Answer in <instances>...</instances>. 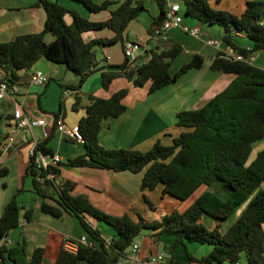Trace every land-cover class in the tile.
I'll list each match as a JSON object with an SVG mask.
<instances>
[{"label":"trees","instance_id":"trees-1","mask_svg":"<svg viewBox=\"0 0 264 264\" xmlns=\"http://www.w3.org/2000/svg\"><path fill=\"white\" fill-rule=\"evenodd\" d=\"M72 1L92 13L107 10L113 3L111 0ZM174 1L179 2L184 16L202 26L221 28L222 41L235 51L241 54L247 52L236 42L239 34L250 40L251 52L264 50V0H247L239 15L214 9L208 0ZM39 3L44 13L41 29L0 42V79L6 80L8 85L16 84L18 72L27 71L41 57L63 64L78 77L76 86L59 85L62 90L76 89L92 72L99 71V84L103 90L115 78L123 76L134 87L148 84V91L153 92L176 82L188 70L199 69L203 65V56L194 53L188 62L171 72V62L183 51L179 43L172 42L164 48L150 49L151 58L143 64L129 66L124 57L119 64L92 66L83 70L86 55L90 64L94 45L119 42L123 50L129 22L142 12L148 13L143 1L123 0L99 21L88 20L55 1L39 0ZM156 3L159 14L153 17L148 13L151 27L162 21L167 0H156ZM65 14L70 17L69 23L63 19ZM101 29L112 31L113 36L88 41L81 38L83 32ZM46 33L53 37L49 42L43 39ZM210 68L233 74L234 78L200 108L181 110L176 114L175 125L182 131L172 138L171 144L164 145L156 140L146 151L103 148L97 141L101 121L124 111L123 99L128 93L127 88L118 89L108 97L73 93L71 108L83 111L76 123L82 138L81 154L45 169H37L33 157L29 155L22 178H29L30 191L40 197L41 213L55 218L62 213L74 217L92 245H79L74 253H69L61 248L62 240H56L58 235L49 231L44 245L34 247L28 258L24 243L15 242L10 246L0 243V264H120L131 242L143 229L151 230V235L157 240L161 235L172 236L174 247L182 245L185 250L186 243L211 246L210 251L200 258L186 251L188 262L171 258L167 264H238L241 254L248 264H264V189L260 187L264 180V149L248 161L253 144L264 137V69L253 63L224 59L217 54ZM60 112L59 107L51 113L52 123ZM45 139L37 143L36 150L52 154L44 145ZM61 164L115 172H143L140 181L142 192L152 191L161 185L162 195L174 198L177 203L184 202L202 187L203 190L184 209H173L160 218L147 221L139 215L135 218L127 213L112 215L94 207L85 196L72 195L73 182L58 179V166ZM5 172V169H0V175ZM47 173L51 175V180L44 179ZM22 191L21 187L18 188L2 207L0 238L17 225L18 205L15 198ZM143 199L153 208L145 193ZM238 208H241L239 214L222 231V221L231 219ZM203 215L216 219L213 228H207L201 222ZM86 217L105 223L114 233L108 239L101 237L100 231ZM24 219H30V209L25 210Z\"/></svg>","mask_w":264,"mask_h":264},{"label":"crops","instance_id":"crops-1","mask_svg":"<svg viewBox=\"0 0 264 264\" xmlns=\"http://www.w3.org/2000/svg\"><path fill=\"white\" fill-rule=\"evenodd\" d=\"M50 1H55L67 9H73L88 20L99 21L105 19L108 16V10L116 8L123 0H111L113 3L108 6L107 10L96 13L88 12L80 3L72 0ZM93 1L100 2L101 0ZM142 1L151 16L156 17L159 14L156 0ZM173 1L167 0V3ZM229 1L232 0H220L219 2L215 0L217 4L225 2L227 6L225 8L227 9L230 8L228 7ZM246 1L238 0L236 6L238 14L243 11ZM148 13H146L147 18L143 17L137 23L131 22L137 20L141 14L129 22L125 31V40L146 42L149 49L164 48L172 42H177L183 47V53L188 52L179 65L181 66L188 62L194 53H200L204 58L201 68L190 69L181 75L176 82L153 92L148 91V84L143 87H134L123 76L115 78L108 85V88L103 90L99 84V71L92 72L76 89L62 90L59 85L76 86L78 77L67 70L64 65L55 64L41 57L27 71L18 72L19 80L14 84L15 90L0 99V169L6 170L3 175H0V213L3 205L15 191L20 187L23 189L15 198L18 205L17 225L9 229L5 237L0 238V243L7 244V246L15 242L24 243L26 258L29 257L34 247L44 245L49 231L58 235L56 240H61L63 237L75 239L81 235L84 236V234L78 221L67 213H62L60 217L55 218L39 211L41 199L30 191L29 178L22 177L29 162L30 150L34 142L38 140L41 131L38 127L21 128L13 137V141L5 145L13 108L19 107L23 114L29 118L42 119L47 124H51L53 119L51 113L56 112L60 107L61 112L59 115H61L62 122L70 127L76 125L78 119L83 115L81 108L77 110L71 108L73 93H90L99 97H108L118 89L127 88L128 93L123 99L124 111L116 117H107L101 121L97 141L103 148L146 151L152 147L156 140H159L162 144L165 142L170 144L172 138L182 131V128L175 125L176 114L181 110L200 108L234 78L233 74L221 73L210 68L211 61L217 54V48L207 44V39L211 37L222 40L223 32L221 28L203 26L205 27L204 30L202 25L195 20L191 19L192 23L184 20L185 23L191 26L198 25L202 35L193 37L185 33L180 27H172L168 30L166 43L159 40L155 41L149 36L151 18ZM43 19L44 13L39 0H0V42L9 41L16 35L39 31L42 27ZM63 19L66 23L70 22L68 14H65ZM180 33H185L193 41H182L183 37ZM112 36L113 32L108 29L87 31L81 34V38L84 41L92 38H110ZM52 38L49 33L43 36L45 42L51 41ZM236 42L241 46H252L250 40L243 34L237 35ZM108 45H94L92 47L93 55L89 68L92 66L101 67L119 64L124 60V56L119 60L113 53L108 51ZM253 64L264 69V50L256 52ZM32 69L41 70L51 79L47 80L43 85H28L26 80ZM177 70L178 68L174 69L173 72ZM1 76L2 72L0 70ZM81 103L83 104L84 100ZM1 145L5 146L2 148ZM44 145L52 154L56 153L59 155V163L81 154L83 148L81 141L78 142L71 138L62 137L53 129L49 131ZM262 149H264V137L253 144L251 154H256ZM58 170V179L73 182L72 195L85 196L90 204L107 214L122 215L129 212L134 209L145 193L140 190L143 172H115L94 167H69L64 164L58 166ZM260 187L264 189V180L261 182ZM162 202L165 203V200ZM163 203L160 206L153 204V209L155 211L163 209L161 212L170 213L173 209L182 210V208H185L182 206L183 202L177 203L174 198L168 201L166 206H162ZM27 209H30V219L28 221L24 219V212ZM155 218L160 217L156 215ZM234 218L232 217L231 220L222 222L221 230H226ZM215 224L216 220H209L205 226L213 228ZM97 226L98 223L95 224L96 228H98ZM262 229L264 232V224ZM104 232L102 230L100 235L107 239L106 236H110V232L107 231V235ZM162 236L159 237V240L163 239ZM167 239L168 243L166 245L163 244V248L168 249L170 252L171 245L176 248L174 247V238ZM205 245L186 244L184 254L181 253L178 259L174 251L168 257L159 248L153 249L152 246H143L140 242L141 247L138 257L142 258L149 253L159 251L164 255L163 264H167L171 258L178 262H188L187 253L195 258L206 255L210 251L211 246Z\"/></svg>","mask_w":264,"mask_h":264},{"label":"built area","instance_id":"built-area-1","mask_svg":"<svg viewBox=\"0 0 264 264\" xmlns=\"http://www.w3.org/2000/svg\"><path fill=\"white\" fill-rule=\"evenodd\" d=\"M172 27H180L185 33L193 36L200 37L202 35L201 29L198 25H189L184 22V15L182 13L179 2L173 1L167 3L165 8V14L162 21L159 24H155L151 27L150 38L155 41H167L168 30ZM207 44L217 48V55L228 60H240L248 63H253L256 52H251V47L243 46L246 49V54H241L235 51L232 47L225 44L222 40L215 38H208ZM123 56L127 59L129 66L133 64L146 63L151 58L150 49L146 42L140 40H125L123 42ZM2 77V76H1ZM0 77V78H1ZM48 76L39 69H32L27 76L28 85H43L47 82ZM15 90V86L8 85L6 80L0 79V99L6 94ZM10 126L8 134L5 138V145L13 141V137L21 128H40V136L36 140L30 150V154L33 157L34 166L37 169H45L47 167H54L60 161L58 154H47L36 150V145L39 141L47 138L49 131L53 129L59 133L60 136L71 138L80 142L82 140L79 130L76 125L66 126L61 119V115H58L54 123L47 124L42 119L29 118L23 114L21 108L15 107L11 111V119L9 120ZM5 145H1L2 148ZM46 180H51V175L47 173L44 177ZM61 248L69 253H74L76 248L81 246H91V242L85 239V236L81 235L78 238H66L61 239ZM140 251V239L136 237L131 242L126 255L120 259V264H162L164 261L163 253L157 251L155 253H149L144 257H138ZM190 264H198L197 262H191Z\"/></svg>","mask_w":264,"mask_h":264},{"label":"rangeland","instance_id":"rangeland-1","mask_svg":"<svg viewBox=\"0 0 264 264\" xmlns=\"http://www.w3.org/2000/svg\"><path fill=\"white\" fill-rule=\"evenodd\" d=\"M209 4L211 5L212 8L214 9H219V10H226V11H229L233 14H236V15H239L237 12V4H238V0H232V1H229V6L230 7L229 9L225 8L227 7L226 6V3L224 2L223 4H217L215 2V0H208ZM88 14V13H86ZM93 16V15H91ZM147 18V15L146 13L142 12L140 17L137 19V20H134L132 21L131 23H137L139 22V20H141V18ZM192 18H189V17H185V21H190V23H192L193 21L191 20ZM205 27L202 26V29H204ZM205 30V29H204ZM181 36L183 37L182 38V41H193V39L191 37H189L188 35H186L185 33H180ZM185 44V43H184ZM108 51H110L111 53H113L119 60L123 57V50H122V46L119 42L113 44V45H108ZM188 52L186 53H180L172 62H171V72H173L174 69L176 68H179V64L181 63L180 61H182V59L184 58L185 55H187ZM55 63V62H53ZM55 64H61V63H55ZM63 65V64H61ZM165 145H168L169 142H165L164 143ZM171 144V143H170ZM255 156V154H251L249 156V159L248 161H251V159H253ZM203 188V187H202ZM202 188H200L199 190H197L196 192H194L188 199H186L183 203H182V206L183 207H186L189 203H191L193 201V199L198 195V193L203 190ZM145 195L147 196V198L150 200V202L152 204H154L155 206H160L161 203H163L162 201L165 200V203L162 204V206H166L168 201L172 200L173 198L168 196V195H162L161 193V185H158L154 190L152 191H145ZM172 198V199H171ZM243 207V206H242ZM241 207V208H242ZM165 208V207H163ZM241 208H238L236 210V212L234 213V215L232 216L233 218L239 214L240 212V209ZM183 209V208H182ZM163 211V209L161 210H154L152 207H150L147 202L143 199V197H141L138 201V203L136 204V206L134 207V209L130 210L128 213L129 216L131 217H137V215L141 216L143 219L149 221V220H152L156 217V215L158 217H161L163 216L166 212H161ZM87 221L92 224L93 226H95L96 223H98V230L102 233V230H104L105 232V235H107V231L110 232V236H106L107 239L111 237V235L114 233L113 229L106 225L105 223L99 221L97 222L96 220L90 218V217H86ZM232 219V218H231ZM229 219V220H231ZM209 220H216L215 218L213 217H210L208 215H203V217L201 218V222L206 225V223L209 221ZM222 222H225V221H222ZM222 224V223H221ZM152 231L149 230V229H143L140 234H139V239H140V242H141V245L143 246H152V248H159L160 250H162L163 253H165L168 257L171 256L172 252L174 251L175 255L178 257L179 259V255L181 253L184 254V247L182 245H178L176 248H173V246L171 245L170 247V252L168 251V249H164L163 248V244H167L168 243V239L167 238H171L173 239L172 236H169V235H163L162 236V240L160 239H154L153 236L151 235ZM84 234V233H83ZM85 237L86 234H84ZM87 239V238H86ZM174 240V239H173ZM187 245L191 244V243H186ZM205 246H208L207 244ZM141 247V246H140ZM224 264H229L228 262H225ZM238 264H248L244 255L241 254V258L239 260V263Z\"/></svg>","mask_w":264,"mask_h":264},{"label":"water","instance_id":"water-1","mask_svg":"<svg viewBox=\"0 0 264 264\" xmlns=\"http://www.w3.org/2000/svg\"><path fill=\"white\" fill-rule=\"evenodd\" d=\"M186 17V16H184ZM89 68V56L86 55L82 64V69L87 70ZM263 248H264V243H263Z\"/></svg>","mask_w":264,"mask_h":264}]
</instances>
